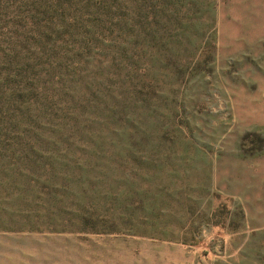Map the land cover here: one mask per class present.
I'll return each mask as SVG.
<instances>
[{
    "label": "rangeland",
    "instance_id": "1",
    "mask_svg": "<svg viewBox=\"0 0 264 264\" xmlns=\"http://www.w3.org/2000/svg\"><path fill=\"white\" fill-rule=\"evenodd\" d=\"M0 264H264V0H0Z\"/></svg>",
    "mask_w": 264,
    "mask_h": 264
}]
</instances>
